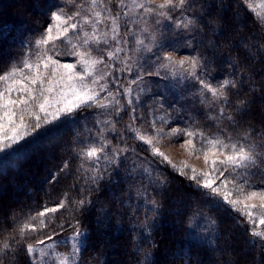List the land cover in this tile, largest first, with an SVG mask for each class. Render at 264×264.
I'll list each match as a JSON object with an SVG mask.
<instances>
[{
    "label": "snow or ice",
    "instance_id": "obj_1",
    "mask_svg": "<svg viewBox=\"0 0 264 264\" xmlns=\"http://www.w3.org/2000/svg\"><path fill=\"white\" fill-rule=\"evenodd\" d=\"M241 5L256 32L244 34ZM40 15L0 64V175L59 129L73 137L41 202L31 189L15 207L0 200V264H85L93 211L98 232L127 218L135 264H157L165 165L190 190L171 201L185 240L171 258L204 264L196 248L234 264L243 240L264 264V14L251 0H54ZM170 140L204 167L173 163Z\"/></svg>",
    "mask_w": 264,
    "mask_h": 264
},
{
    "label": "trees",
    "instance_id": "obj_2",
    "mask_svg": "<svg viewBox=\"0 0 264 264\" xmlns=\"http://www.w3.org/2000/svg\"><path fill=\"white\" fill-rule=\"evenodd\" d=\"M54 0H0V64H3L7 58L14 54L27 32H31L37 22H45L46 17L40 15V9L45 3H53ZM264 0L257 3L255 10L259 14H264ZM240 15L237 19L242 22L244 34L248 32H256L257 24L246 6L241 5L238 9ZM186 54V50H181L179 55ZM68 59V58H65ZM216 75V73H214ZM75 127V126H74ZM73 137V128L63 127L58 130V134L44 137L35 146L28 155L19 162L18 171L9 170L7 175H0V200L12 206H17L18 201L28 202L31 197L28 191L36 194V199L40 201L39 190L47 188L49 185L44 183L50 173L57 170V164L64 156L63 147ZM166 170L173 178V183L166 193V203L160 219V226L156 232V240L158 248L155 255L157 264H182L180 260L171 258V253L176 251L178 247L185 244L183 228L180 225V217L170 214V210L174 211L175 207L171 201L176 200V206L183 207L181 200H187L189 189L184 187L182 178L176 176L174 170L165 165ZM70 181L60 177V184L55 187L58 189L66 185ZM23 188V191L17 189ZM15 198V199H13ZM101 200L111 208L107 196L102 195ZM57 216L60 213L56 214ZM213 215H216L213 213ZM96 212L90 213L85 223L91 232L89 251L84 253L85 264L93 253H98L100 258L94 261V264H135L132 255V233L127 218H123L120 224H113V227L98 232L95 225ZM217 219L220 224L221 232L228 234L231 230H235V222L229 219L223 212L219 213ZM56 221H53L55 224ZM120 229V230H117ZM220 246L224 247L225 242L222 240ZM235 253L226 256L225 259L239 264H251L253 257H259V253L252 251L249 254L247 244L243 241L234 242ZM146 247V245H145ZM199 255L204 260V264H216L217 257L215 254L205 252L201 249L193 248V255Z\"/></svg>",
    "mask_w": 264,
    "mask_h": 264
},
{
    "label": "rangeland",
    "instance_id": "obj_3",
    "mask_svg": "<svg viewBox=\"0 0 264 264\" xmlns=\"http://www.w3.org/2000/svg\"><path fill=\"white\" fill-rule=\"evenodd\" d=\"M261 3V0H251L254 9H257V3ZM264 5V4H263ZM69 59V58H68ZM180 142L175 140L165 141L161 146V150L170 157L173 163L179 165L182 161L187 162L189 165L201 169L204 167L203 159H196L195 157H190L188 153L180 147ZM146 147V146H145Z\"/></svg>",
    "mask_w": 264,
    "mask_h": 264
}]
</instances>
